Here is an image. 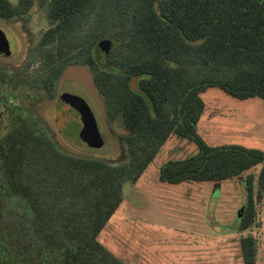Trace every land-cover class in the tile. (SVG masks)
<instances>
[{"label": "trees", "instance_id": "obj_1", "mask_svg": "<svg viewBox=\"0 0 264 264\" xmlns=\"http://www.w3.org/2000/svg\"><path fill=\"white\" fill-rule=\"evenodd\" d=\"M34 1L0 0V18L20 17ZM37 1L51 23L38 41L45 71L38 85L53 95L67 67H89L107 117L120 118L127 131L120 136L127 152L120 161L67 152L42 122L7 104L12 116L0 135V264H123L98 235L123 200V183L140 177L171 134L198 149L162 164L163 182L218 181L259 167L243 180L245 203L235 230L250 228L263 197L264 150L210 145L197 126L208 87L264 100V0H111L110 7L109 0ZM105 10L111 25L92 28ZM7 77L0 68V80ZM257 240L252 233L240 237L243 264H257Z\"/></svg>", "mask_w": 264, "mask_h": 264}, {"label": "rangeland", "instance_id": "obj_2", "mask_svg": "<svg viewBox=\"0 0 264 264\" xmlns=\"http://www.w3.org/2000/svg\"><path fill=\"white\" fill-rule=\"evenodd\" d=\"M111 3L109 0L107 5ZM111 18L105 10L101 17L94 16L92 28L102 21L111 25ZM50 25L46 9L37 0L20 17L0 18V29L11 49L10 56L0 57V68L9 74L0 80V135L12 116L10 104L42 122L65 151L120 161L127 152L120 136L127 131L120 118L107 117L89 67L82 63L67 67L53 95L38 87L45 71L37 46ZM130 84L138 89L136 78ZM8 95L13 99L6 98ZM73 96L83 99L91 109L101 134L94 146L81 145L88 118ZM202 98L206 107L197 132L206 143L264 150L263 99H239L218 87H208ZM197 149L194 142L171 134L140 177L123 183V200L98 235L99 242L123 264H243L239 239L247 233L257 236V264H264V191L254 224L235 230L245 203L243 180L247 173L257 175L258 166L218 181L170 184L159 179L162 164L191 156ZM8 206L11 209V204Z\"/></svg>", "mask_w": 264, "mask_h": 264}, {"label": "water", "instance_id": "obj_3", "mask_svg": "<svg viewBox=\"0 0 264 264\" xmlns=\"http://www.w3.org/2000/svg\"><path fill=\"white\" fill-rule=\"evenodd\" d=\"M106 49L108 48V43H106ZM11 54L10 44L4 34V32L0 29V57H8ZM102 64L105 65L106 58L103 57ZM68 95L62 94V97H67ZM69 98V97H68ZM73 98H76L77 102L84 108V114H86L88 120H87V126L82 130V147H91L97 144L101 140V134L98 130V127L96 125V121L93 117V114L91 112V109L89 106L85 103V101L79 97L73 96Z\"/></svg>", "mask_w": 264, "mask_h": 264}, {"label": "flooded vegetation", "instance_id": "obj_4", "mask_svg": "<svg viewBox=\"0 0 264 264\" xmlns=\"http://www.w3.org/2000/svg\"><path fill=\"white\" fill-rule=\"evenodd\" d=\"M38 87L40 88V89H44L43 87H41L40 85H38Z\"/></svg>", "mask_w": 264, "mask_h": 264}]
</instances>
